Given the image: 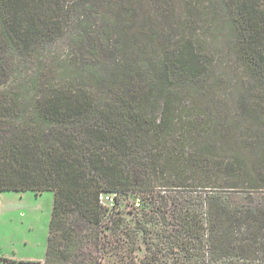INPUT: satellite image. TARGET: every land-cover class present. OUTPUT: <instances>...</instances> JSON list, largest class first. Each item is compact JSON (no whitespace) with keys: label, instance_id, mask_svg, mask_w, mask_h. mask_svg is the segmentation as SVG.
Listing matches in <instances>:
<instances>
[{"label":"trees","instance_id":"1","mask_svg":"<svg viewBox=\"0 0 264 264\" xmlns=\"http://www.w3.org/2000/svg\"><path fill=\"white\" fill-rule=\"evenodd\" d=\"M134 1L0 0V191L53 192L43 264H98L82 256L84 240L101 259L126 245L120 264H264V0H142L157 21L234 14L244 90L241 113L222 117L181 93L204 72L192 38L108 71L102 51L115 50L117 31L169 30L136 24ZM71 31L66 81H40L47 45ZM104 73L110 97L87 83ZM214 130L237 149L216 155ZM130 195L141 202L127 209Z\"/></svg>","mask_w":264,"mask_h":264},{"label":"rangeland","instance_id":"2","mask_svg":"<svg viewBox=\"0 0 264 264\" xmlns=\"http://www.w3.org/2000/svg\"><path fill=\"white\" fill-rule=\"evenodd\" d=\"M214 5L221 6L220 0H213ZM134 8L137 10L138 17L135 18L136 24L142 26L146 23L162 22L168 31L164 34H149L136 35L131 31L123 32L121 30L115 33V40L118 42L115 45V50L105 49L102 51V59L109 72H117L120 75L125 67L135 66L136 63L141 65L145 54L156 56L173 55L180 49L182 42L188 38L195 40L197 53L200 56V62L197 70L203 71L202 75L196 73V77L181 89V93L185 100L199 101L208 113L222 117L241 113V97L243 94V61H242V35L241 29L236 24H233L229 18L234 14L225 15L221 13H211L205 17H199L188 23L186 19H165L155 20L149 15V10L152 4L146 1H134ZM149 5V6H148ZM172 19V20H171ZM190 21V20H189ZM131 23V20H128ZM134 22V21H133ZM134 22V24H135ZM171 24V25H170ZM73 31L66 34L63 38L56 39L51 44L47 45L46 53L49 56L48 61L44 64V69L38 70L37 76L39 80H49L51 83H60L64 80L65 75H62L58 67L62 58L69 57L74 59L75 55L71 52V43H73ZM157 47V51L153 46ZM142 68V67H140ZM148 74L153 68L147 67ZM40 70V71H39ZM103 74L98 82L87 80V83L101 93L104 97H110V92L107 89L106 81L112 78ZM144 72L138 73V78L144 76ZM123 78V76H122ZM66 81V80H64ZM78 84L84 85L83 81H78ZM72 87H75L76 85ZM235 127V129H234ZM231 128V134L236 132L239 134L238 127ZM230 130V127L227 128ZM213 136L220 141L218 144L216 155L226 156L237 149L233 139L227 137L226 132H219ZM229 139V143H224L222 139ZM243 145L246 144V139H242ZM245 143V144H244ZM246 159L251 158V154L245 155ZM156 185H160L156 183ZM106 194V193H105ZM54 194L51 190L42 192H34L32 190L25 191H0V264H43L46 253L47 237L50 223V215L52 211ZM127 201L126 208L129 209L133 201L135 206L140 204L135 197L125 196ZM105 201L104 198H101ZM109 203V204H107ZM106 206H110L107 202ZM126 217L132 223L131 212H125ZM134 225V223H132ZM134 229L132 232H135ZM131 240L126 238V244L130 245ZM82 256L88 257L91 253L95 255V261L98 264H120L122 254H125L124 248H116L117 255H111L101 259V254L96 252L95 244H88L84 240ZM138 245L142 244L141 236L137 234ZM78 248L72 250L73 254L80 253ZM94 251V252H93ZM77 255V254H75ZM136 255L141 257L143 250L140 249ZM93 260V258H92Z\"/></svg>","mask_w":264,"mask_h":264},{"label":"built area","instance_id":"3","mask_svg":"<svg viewBox=\"0 0 264 264\" xmlns=\"http://www.w3.org/2000/svg\"><path fill=\"white\" fill-rule=\"evenodd\" d=\"M103 198L105 201L112 203V198L110 195H104Z\"/></svg>","mask_w":264,"mask_h":264}]
</instances>
